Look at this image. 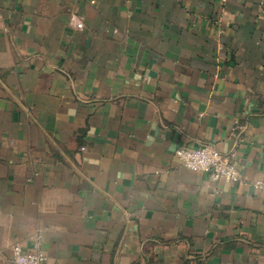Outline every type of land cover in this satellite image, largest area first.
I'll list each match as a JSON object with an SVG mask.
<instances>
[{
    "label": "crops",
    "instance_id": "obj_1",
    "mask_svg": "<svg viewBox=\"0 0 264 264\" xmlns=\"http://www.w3.org/2000/svg\"><path fill=\"white\" fill-rule=\"evenodd\" d=\"M207 142L237 181L176 155ZM16 244L264 264V0H0V264Z\"/></svg>",
    "mask_w": 264,
    "mask_h": 264
},
{
    "label": "built area",
    "instance_id": "obj_2",
    "mask_svg": "<svg viewBox=\"0 0 264 264\" xmlns=\"http://www.w3.org/2000/svg\"><path fill=\"white\" fill-rule=\"evenodd\" d=\"M76 25L79 28L84 26L81 20ZM176 155L185 167L206 172L213 180L234 182L239 179V169L232 157L221 152L212 143L207 142L196 147H180L176 150ZM258 184L262 185L261 182ZM13 251L14 264H46L48 261V255L39 244L32 250L16 244Z\"/></svg>",
    "mask_w": 264,
    "mask_h": 264
}]
</instances>
